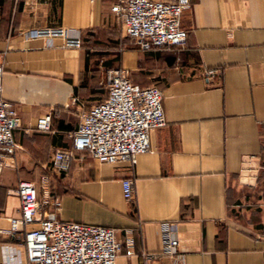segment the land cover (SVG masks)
I'll list each match as a JSON object with an SVG mask.
<instances>
[{
  "label": "crops",
  "instance_id": "crops-1",
  "mask_svg": "<svg viewBox=\"0 0 264 264\" xmlns=\"http://www.w3.org/2000/svg\"><path fill=\"white\" fill-rule=\"evenodd\" d=\"M115 1L0 0L1 95L18 123L14 154L0 168V263L26 264L23 244L8 232L19 206L14 189L33 180L41 199L44 174L50 201L59 202L46 209L56 218L114 228L115 264H171L161 253V222L174 224L184 264H262L264 0H189L184 43L148 50L125 36ZM59 26L78 32L80 46L25 35ZM113 66L161 92L165 124L149 130V150L132 165L99 162L72 145L81 114L107 96ZM44 113L47 131L36 128ZM56 149L71 152L65 171L51 168ZM123 178L132 182L130 200Z\"/></svg>",
  "mask_w": 264,
  "mask_h": 264
},
{
  "label": "built area",
  "instance_id": "built-area-1",
  "mask_svg": "<svg viewBox=\"0 0 264 264\" xmlns=\"http://www.w3.org/2000/svg\"><path fill=\"white\" fill-rule=\"evenodd\" d=\"M189 0H116L111 10L120 16L124 34L142 50L161 46L181 45L187 32L180 26L182 11ZM26 36H60L66 46H80L78 32L64 27L30 29ZM215 70H206L211 75ZM107 96L81 114L71 134L75 149L85 151L99 162L134 164L136 155L149 150L148 132L165 124L161 107V92L154 84L140 86L130 79V70L113 66L106 71ZM18 125L16 109L1 95L0 67V168L10 164L15 144L13 129ZM50 113L37 117L36 128H50ZM70 150L56 149L51 156V168L62 172L68 167ZM45 185L39 199L37 184L19 179L14 189L19 198L17 214L9 217L8 232L24 246L26 264H115L121 244L111 226L59 220L55 216L57 197L47 194V175H40ZM125 199L132 196V182L120 180ZM51 202L54 209H46ZM161 253L171 264H184L178 250V238L172 222L160 223ZM126 254L132 253V239L127 238ZM148 260L151 253H144ZM2 264V263H0ZM264 264V249L262 250Z\"/></svg>",
  "mask_w": 264,
  "mask_h": 264
},
{
  "label": "rangeland",
  "instance_id": "rangeland-1",
  "mask_svg": "<svg viewBox=\"0 0 264 264\" xmlns=\"http://www.w3.org/2000/svg\"><path fill=\"white\" fill-rule=\"evenodd\" d=\"M142 50V49H141ZM130 72H131V70H130Z\"/></svg>",
  "mask_w": 264,
  "mask_h": 264
}]
</instances>
